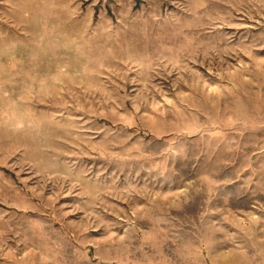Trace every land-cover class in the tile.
Here are the masks:
<instances>
[{
    "label": "rangeland",
    "instance_id": "374dc122",
    "mask_svg": "<svg viewBox=\"0 0 264 264\" xmlns=\"http://www.w3.org/2000/svg\"><path fill=\"white\" fill-rule=\"evenodd\" d=\"M0 264H264V0H0Z\"/></svg>",
    "mask_w": 264,
    "mask_h": 264
}]
</instances>
